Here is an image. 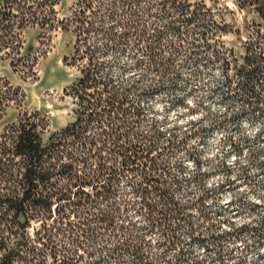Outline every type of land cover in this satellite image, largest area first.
<instances>
[{"label": "rangeland", "instance_id": "obj_1", "mask_svg": "<svg viewBox=\"0 0 264 264\" xmlns=\"http://www.w3.org/2000/svg\"><path fill=\"white\" fill-rule=\"evenodd\" d=\"M75 2L57 1L56 17L63 24L54 23L50 29L27 25L21 31L19 54L0 51V133L25 112L38 113L45 124L40 132L44 142L72 123L78 106L71 86L83 75L88 64L84 47L90 45L96 79L110 85L130 107V125L122 130L129 138L140 136L142 147H155L151 165L157 163L161 170H141L150 158L144 155L136 161L141 165L136 172L117 165L111 198L101 199L96 192H103L101 180L106 176L97 160L91 167L74 168L73 174L86 173L96 182L94 189L80 188L89 198L84 206L73 207L75 216L69 221L76 224L79 215L88 221L81 226L83 233L71 226L70 237L64 224L52 230L62 247L54 256L41 241H32L41 224L30 219L25 232L39 249L42 264H64L67 259L69 264H175L180 249L186 252L182 264H197L203 256L211 257L210 264H264V112L252 111L237 75L239 68H249L244 60L248 42L256 40L264 47V20L251 8H240L237 0H177L190 5L183 12H163L157 6L160 0H140L139 11L117 8L116 20H105L100 30L87 34L85 43L76 44V33L65 21ZM136 16L139 22H157L161 38L153 44L151 57L144 44L115 41L104 34L109 29L119 36L126 21ZM189 17L195 21L179 25V37L169 29L172 19ZM258 84L264 93V79ZM99 133L98 124L90 121L85 135L97 138ZM65 151L84 156L82 149L75 153L73 145ZM135 187L146 188L149 201L162 213L179 210V217L184 215L197 229H205L206 217L216 218L219 232L233 229L237 236L218 243H187L184 233L189 228L175 220L170 228L177 229V246H158L160 231L147 227L152 219L133 192ZM100 211L108 220L98 219ZM57 216L55 212L53 218ZM52 225L48 218L46 226ZM239 225L244 226L241 232Z\"/></svg>", "mask_w": 264, "mask_h": 264}, {"label": "trees", "instance_id": "obj_2", "mask_svg": "<svg viewBox=\"0 0 264 264\" xmlns=\"http://www.w3.org/2000/svg\"><path fill=\"white\" fill-rule=\"evenodd\" d=\"M57 1L0 0V51L19 54L21 31L27 25L50 29L54 23L63 24L64 20L56 17ZM237 4L240 8L253 9L264 20V0H237ZM139 5L140 0H133L132 5L125 0H76L70 17L65 21L76 33V44L81 41L85 43L87 34L100 30L105 20H116L117 8L132 10L133 7L135 12L140 10ZM157 6L163 12H183L190 5L177 0H160ZM139 21L137 16L128 19L127 27L119 36L109 29L104 34L115 41H132L137 46L144 44V52L151 57L152 46L161 38V33L155 29L157 22ZM194 21V17L174 18L169 21L168 27L179 37L182 34L179 25ZM147 29H153L152 33ZM84 50L88 64L82 69V77L71 86L74 90L72 96L78 105L77 116L72 123L51 134L44 142L40 132L45 129V124L41 123L38 113L25 112L24 117H19L17 122L7 125L0 133V264H42L39 249L32 241H41L51 255L57 256L62 247L55 243L52 230L64 224L69 237L74 231L71 226L84 232L81 226L86 224L87 218L79 215L77 223L72 225L69 218L75 216L74 206H84L88 201L89 195L80 188L90 185L94 189L96 181L86 173L82 177L73 174L74 168L79 170L80 165L91 167V161L97 160L96 166L106 177L101 180L103 192L97 191L96 198L109 199L112 187L117 182L113 168L118 165L123 170L136 172L141 166L136 161L145 152L144 156L147 157L151 151L140 145L138 137L129 138L122 130L127 122L125 115L129 106L125 105L128 102L117 97L110 85L96 79L97 69L92 63L93 48L88 45ZM247 51L244 60L249 68L237 70V75L241 76L238 86L246 95V102L252 111L264 112V93L259 90L258 84V80L264 79V47L259 41H249ZM90 121H95L100 128L97 138L85 135L89 132ZM69 145H73L75 153L82 149L84 156L78 158L66 153L65 146ZM63 158H69L70 161H62ZM14 160L16 166L11 165ZM152 161L149 158L150 165L143 163L141 170L156 169L158 164L151 165ZM75 187L77 189L73 191ZM133 192L142 197L143 208L148 212L154 211L147 201L146 189L135 187ZM55 212L57 218H53ZM99 214L100 221L108 220L105 213L100 211ZM48 218L52 219L53 225L50 227L46 226ZM30 219L41 224L32 241L25 232ZM69 262L70 259H67L64 264Z\"/></svg>", "mask_w": 264, "mask_h": 264}, {"label": "built area", "instance_id": "obj_3", "mask_svg": "<svg viewBox=\"0 0 264 264\" xmlns=\"http://www.w3.org/2000/svg\"><path fill=\"white\" fill-rule=\"evenodd\" d=\"M75 103H76V101H75ZM125 106H129V105L126 104ZM129 108H127V114H128ZM77 109H78V107H77ZM77 109H76V111H77ZM127 114L125 115V119L129 123V121L126 118ZM136 116H137V112L133 110L132 117H136ZM128 125H130V123ZM134 137H138V140L140 141V139H139L140 136H134ZM148 146L145 145L144 148L148 147L149 150H151L148 153V156L150 157V155L156 151H155L154 146H152V145H148ZM145 153L143 155H145ZM150 158H152L154 161V156H151ZM157 166L158 167H156V169L146 168V170L147 171L150 170L152 173H157L158 171L161 170V165H157ZM146 179H147V181L149 180L148 182H152V180H153V178H148V177H146ZM143 180H145V179H143ZM154 180H156V179H154ZM160 186H162V185H160ZM160 186H155L154 189L160 190L159 189ZM140 189L144 190V188H142V187H140ZM147 201H149V199H147ZM149 202L153 206L154 211H152V212H148V210L146 208H143L142 197L140 199L141 206L145 210L147 217L149 219H152L151 221L150 220L147 221L148 222L147 227L150 230L156 229V230L160 231L159 232L160 237H159L158 241L156 242V244L158 246H164V247H168V246L175 247V246H177V244H178L177 229L174 227L170 228L171 223L174 222L175 220H179V221L183 220L184 224H186V227L189 228V229H187V232L184 233V241L187 243L188 242L190 243L192 241H198V240L199 241H206L207 243H218V242L222 241L223 239H225V240L228 238L230 239V236L232 238L237 236V233L236 234L233 233L234 232L233 229H231V230L229 229V231L222 230L221 232H219L215 224L217 222H219L220 220H218L216 218L208 219V217H206L204 219L205 221H203L205 223V224H203V226L205 225L204 226L205 229H197V226L192 225L190 219H184V217H185L184 215L179 217L180 216L179 210L176 212V209H172V210L170 209V211H171L170 213H162L161 211L157 210L154 207L155 205L151 201H149ZM166 209H169V207L165 208L164 210H166ZM172 211H174V213H172ZM153 215H157L159 217L155 216V219H154V217H152ZM222 221L224 222V220H222ZM239 226H240L239 232H241L244 229V226H242V225H239ZM195 227H196V229H195ZM202 230H204V231H202ZM135 248H137V247L135 246ZM185 254H186V252L183 251L182 249H180L175 254V257L173 258L172 262H174L175 264H182L181 262H184V255ZM210 259H211V257L209 258V257L203 256L197 261V264H210L212 261ZM222 259L225 260V258H222Z\"/></svg>", "mask_w": 264, "mask_h": 264}]
</instances>
